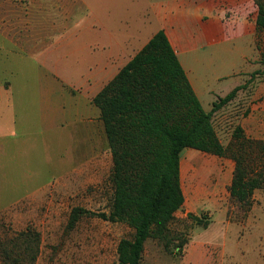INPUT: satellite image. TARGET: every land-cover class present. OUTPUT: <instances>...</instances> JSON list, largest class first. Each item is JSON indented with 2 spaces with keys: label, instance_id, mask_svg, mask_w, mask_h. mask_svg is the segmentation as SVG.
I'll return each instance as SVG.
<instances>
[{
  "label": "rangeland",
  "instance_id": "1",
  "mask_svg": "<svg viewBox=\"0 0 264 264\" xmlns=\"http://www.w3.org/2000/svg\"><path fill=\"white\" fill-rule=\"evenodd\" d=\"M124 1L125 7H138L135 14L142 19L148 15L149 3L161 0ZM61 4L62 0H45L40 8L43 21L38 25L45 32V45L52 41L46 36L58 30L59 17L72 12L71 7L64 9ZM76 10L81 13L78 7ZM256 14L252 0L250 15L254 18ZM211 51V46L206 51L194 48L186 54L185 63L214 90L201 97V104L204 112L211 114L213 131L222 144L228 145L243 121L258 111L264 119V34L255 27L246 68L237 64L235 69L216 71ZM233 51L222 54L225 62L235 58ZM240 69L244 70L233 76ZM235 89L234 97L225 100ZM4 123L0 115V264H119L118 245L122 239L133 238V228L98 217H83L73 229L68 228L74 208L95 214L109 212L112 154L103 122L102 126L92 127L91 143L83 145L77 136L56 135L54 138L60 137L61 141L38 142L34 150L24 146L21 154L15 149L5 154ZM244 124L248 137L264 140V127L256 129L253 120ZM234 169L235 162L230 158L184 149L180 179L185 202L171 229L184 233L190 242L197 232L205 230L189 219L190 213L208 217L211 222L214 219L212 226L218 227L221 217L217 211L225 209L233 225L227 232L224 257L217 262L214 258L212 264H264V189L255 191L250 209L245 211L228 191ZM247 219L251 220L249 226L240 224ZM184 260L185 255H169L157 240L148 239L141 264H186Z\"/></svg>",
  "mask_w": 264,
  "mask_h": 264
},
{
  "label": "crops",
  "instance_id": "2",
  "mask_svg": "<svg viewBox=\"0 0 264 264\" xmlns=\"http://www.w3.org/2000/svg\"><path fill=\"white\" fill-rule=\"evenodd\" d=\"M251 1L161 0L150 2L147 17L141 19L135 14L138 7H125L124 0H62V7H71L72 12L59 17L57 32L46 36L52 41L45 45V32L38 25L43 21L40 8L45 0H0V115L5 119V154L12 149L21 154L24 146L34 150L38 142L61 141L56 135L77 136L83 145L91 143L92 127L102 126L93 99L160 30L166 33L201 101L214 90L185 63V56L194 48L206 51L211 46L216 71L235 69L237 64L246 68L256 27ZM232 50L235 58L225 62L222 54ZM251 120L256 129L264 127L262 111L247 121ZM246 122H242L244 130ZM44 135L49 139L40 138ZM217 213L220 226H212L213 219L187 244L186 264H212L214 258L217 262L224 257L233 223L227 210ZM250 221L240 224L249 226Z\"/></svg>",
  "mask_w": 264,
  "mask_h": 264
},
{
  "label": "trees",
  "instance_id": "3",
  "mask_svg": "<svg viewBox=\"0 0 264 264\" xmlns=\"http://www.w3.org/2000/svg\"><path fill=\"white\" fill-rule=\"evenodd\" d=\"M257 6L256 29L264 34V0ZM264 74V70H263ZM233 90L225 100L232 99ZM112 154L109 212L95 214L80 207L70 215L69 229L83 217L125 223L132 239L118 245L119 264H141L144 246L155 239L164 251L182 257L189 239L172 231L185 196L180 179V155L186 148L230 158L235 162L230 198L245 211L256 190L264 189V140L245 134L238 125L224 145L203 110L189 78L164 30L149 42L96 95ZM206 229L205 216L188 215Z\"/></svg>",
  "mask_w": 264,
  "mask_h": 264
}]
</instances>
